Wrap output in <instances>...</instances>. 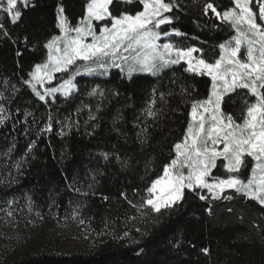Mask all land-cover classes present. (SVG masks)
<instances>
[{
    "label": "trees",
    "instance_id": "16d2710c",
    "mask_svg": "<svg viewBox=\"0 0 264 264\" xmlns=\"http://www.w3.org/2000/svg\"><path fill=\"white\" fill-rule=\"evenodd\" d=\"M209 2L221 13L234 7L232 0H175L177 6L166 14L172 23L161 28L181 32L168 37L169 42L198 48L201 52L194 54L212 62L219 57V44L235 31L211 10L205 14ZM85 4L18 1L21 16L15 23L0 11V202L25 203L32 219L43 225L83 219L91 238L84 250L41 251L5 264H264V206L231 190L224 194L231 200H214L206 190H185L180 202L159 214L149 208L141 215L132 207L142 202L145 189L174 156L173 145L183 138L190 120L189 102L206 97L209 77L186 72L182 62L159 75L135 73L131 79L126 70L110 68L106 75L77 76V89L69 97L57 93L47 102L25 83L45 59L44 45L59 34L57 7L75 25ZM252 7L258 12L255 0ZM140 10L138 0H113L110 5L113 15ZM97 86L103 95H89ZM153 89L155 107L162 109L155 120L143 111ZM245 98L252 99L247 90L238 89L223 107L239 119ZM49 116L52 130L47 132ZM145 127L147 133L138 137ZM226 175L218 161L213 176ZM201 194L208 198L201 200ZM76 209L79 217L74 219Z\"/></svg>",
    "mask_w": 264,
    "mask_h": 264
},
{
    "label": "snow or ice",
    "instance_id": "6c2138e0",
    "mask_svg": "<svg viewBox=\"0 0 264 264\" xmlns=\"http://www.w3.org/2000/svg\"><path fill=\"white\" fill-rule=\"evenodd\" d=\"M22 2L27 5L29 0ZM124 2L132 3L133 0ZM138 2L142 10L134 15L126 12L113 15L110 11L113 0H86L84 14L75 25L65 16L64 8L58 6L56 27L60 34L51 36L44 45L48 50L47 61L37 64L29 74L31 79L25 83L40 101L47 102L46 98H54L57 93L69 97L77 89L75 78L81 74L106 75L110 68H117L121 72L126 70L131 79L135 73L159 75L164 69L184 62L186 72L210 78V90L205 98L189 102L190 120L183 138L174 143V156L163 165L162 175L151 181L139 205L129 203L137 211L150 208L159 214L180 202L185 190H206L214 200H231V195H224L231 190L264 206V0H255L258 12L253 10V0H232L234 7L222 13L213 3L205 4V14L211 10L235 31L229 40L219 44V57L212 62L202 55H194L201 52L198 48L159 43L162 36L183 35L177 30L169 32L161 28L172 23L173 17L166 14L177 6L175 0ZM17 4L18 0H0V11L11 17L13 23L21 16ZM242 48L245 49L243 53ZM57 73L69 75L58 86L45 87V82L50 84ZM238 89L247 90V97L252 98L243 100L245 107L239 119L223 107L227 103L225 98ZM98 91L103 95L99 86L89 95H96ZM186 91L182 87L181 95ZM160 99L164 100V93L160 94ZM156 103V90L153 89L151 102L143 110L146 117L153 120L162 115ZM3 111L0 108V113ZM3 123L4 119L0 118V124ZM51 130L49 116L44 131ZM146 133L145 127L137 136ZM101 155L105 160L109 158L108 153ZM218 161L222 162L227 174L223 178L213 176ZM242 171L247 174L242 175ZM121 195L127 199L124 193ZM199 198L208 197L201 194ZM146 214L141 211V215ZM78 217L79 209H76L73 218ZM79 222L85 223L83 219ZM203 251L207 253L208 249Z\"/></svg>",
    "mask_w": 264,
    "mask_h": 264
},
{
    "label": "rangeland",
    "instance_id": "374dc122",
    "mask_svg": "<svg viewBox=\"0 0 264 264\" xmlns=\"http://www.w3.org/2000/svg\"><path fill=\"white\" fill-rule=\"evenodd\" d=\"M165 42H169L168 37L162 36L159 43ZM244 51L245 49L242 48L241 52ZM47 55L38 64L45 63ZM35 66L32 72L35 70ZM185 66L187 67L186 64ZM68 75L65 73L55 74L56 78L50 84L45 82V87L58 86L63 79L68 78ZM40 91L43 92L44 89L40 88ZM0 203H3L0 205V264H5L14 258L28 257L41 251L60 253L84 250L91 244L88 232L80 223L72 221L51 226L43 225L32 219L30 210L25 203L17 204L12 199Z\"/></svg>",
    "mask_w": 264,
    "mask_h": 264
}]
</instances>
